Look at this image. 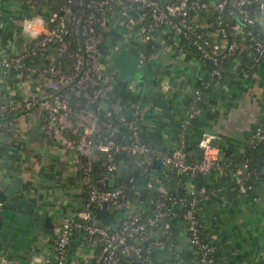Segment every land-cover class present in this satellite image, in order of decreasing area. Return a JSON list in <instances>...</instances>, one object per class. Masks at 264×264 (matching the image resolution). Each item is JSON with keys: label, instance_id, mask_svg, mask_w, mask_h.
Instances as JSON below:
<instances>
[{"label": "crops", "instance_id": "obj_1", "mask_svg": "<svg viewBox=\"0 0 264 264\" xmlns=\"http://www.w3.org/2000/svg\"><path fill=\"white\" fill-rule=\"evenodd\" d=\"M218 1L199 0L198 8L188 15L212 42L217 35ZM35 8L26 0H0V58L30 46L20 23ZM226 15L231 18L228 9ZM114 18V13L109 15L103 30L100 61L104 71L112 72L113 80L108 96L97 104L118 119L112 130L126 138L125 121L133 105L139 104L142 109L139 129L150 146L159 152L174 150L179 121L187 109L185 101L206 79V64L189 52L184 47L187 43L169 28H164L150 56L140 61L135 40ZM251 22L263 32L264 11L253 8ZM228 33L236 40V52L223 62L220 77L202 92L204 105L200 109H211L204 119L196 114L188 131L191 150H186L187 158L195 161L196 137L210 134L218 148V164L203 173L172 175L168 183L174 192L181 186L183 193L191 184H204L207 193L198 210V219L212 243L215 264H264V177L260 172L250 174L247 177L250 188L243 193L232 183L234 169L244 158L247 136L254 126L264 124V55L254 66L250 65V42L245 32L228 29ZM47 55L55 58L56 49L51 47L44 56L39 53L24 59L23 65H41ZM39 77L34 72L27 74L23 69L0 65V99L23 98ZM72 159V150L43 126L36 107L16 111L2 123L0 184L5 186L18 179L21 191L16 195L34 202V206L30 221L23 224L14 218L13 206L0 203V264H59L52 249L56 227L60 219L78 215L85 198ZM157 170L158 167H153L150 179L144 177V186H150ZM134 208L130 205L126 209H107L105 217L95 220L110 227ZM170 223L166 242L152 244L156 246L153 254L151 246L148 258L130 257L121 264H198L197 251L188 243L182 218L172 216ZM97 246L95 239L73 229L67 258L89 264ZM166 251L170 252L169 257L158 256Z\"/></svg>", "mask_w": 264, "mask_h": 264}, {"label": "built area", "instance_id": "obj_2", "mask_svg": "<svg viewBox=\"0 0 264 264\" xmlns=\"http://www.w3.org/2000/svg\"><path fill=\"white\" fill-rule=\"evenodd\" d=\"M26 1L36 4V0ZM252 1H256L257 8L264 11V0L218 1V12L226 2H230L228 13L235 20L229 25L222 23L218 13L215 16L217 35L213 42L188 18L189 12L198 8L199 0H76L82 11H75L70 4H64L45 14L32 12L22 19L20 26L26 32L30 46L25 51L1 57L0 65L23 69L27 74L34 72L40 77L23 98L0 99V118L36 107L41 114L43 126L72 150L73 170L87 191L78 215L60 219L56 227L52 249L59 264H81L67 258L66 251L71 232L76 228L97 241V251L89 264H121L130 257L148 258L151 242H166L170 231L166 217L171 218L177 214L174 210L176 204L183 207L181 218L188 243L197 251V263L213 264L211 245L208 241L201 240L198 234L201 225L198 210L201 199L207 193L204 184H191L185 191L189 195L179 198H176L179 195H173L162 184H158L157 196L151 201L148 214L143 213L139 203L113 226L109 227L95 220L94 214L102 202L106 209H126L132 205L121 187L105 186V176L91 177V163L97 157V152L103 153V170L109 178L118 165L115 155L119 151L136 155L134 162L140 169L139 177L148 179L153 170L154 158L162 162L169 171L168 175L176 176L187 175L189 172L203 173L218 164V148L207 133L199 134L195 140L199 148L198 161L190 160L186 155V126L200 109V87L193 90V99L180 118L173 154L159 152L140 138L139 120L142 109L139 104L133 105L130 117L125 121L128 129L126 143L116 142L107 135L98 139L101 126H111L110 121H100L98 116L100 107L97 103L108 96L113 80L112 72L101 68L103 30L109 21V15L114 13V19L120 27L130 32V37L135 40L137 57L142 61L151 54H145L144 48L158 43L164 28H169L182 41L192 36L189 44L195 46L201 56L215 64L218 57L223 56V51L229 54L237 47L236 41L229 37L227 27L243 31L241 23L250 19L248 4ZM44 9L41 7V10ZM245 34L251 41V61L255 64L264 53V35L261 39H255L249 30ZM51 47L57 51L55 58L47 55L45 61L36 67L23 65L24 59L33 58L39 53L44 56V52ZM181 48L183 49L182 46ZM218 74L217 68H212L202 86H207L209 79ZM88 101L92 102L90 108L86 107ZM105 113L110 114L108 111ZM63 131H67L70 136ZM263 140L264 124H259L253 127L245 144L255 145ZM124 167L123 163V169ZM260 174L264 177V168ZM249 175L245 162L234 169L232 180L239 192L243 193L250 188L247 180ZM131 180L132 177H128V181ZM153 180L159 182L156 175ZM134 184L136 192L135 189L138 188Z\"/></svg>", "mask_w": 264, "mask_h": 264}, {"label": "trees", "instance_id": "obj_3", "mask_svg": "<svg viewBox=\"0 0 264 264\" xmlns=\"http://www.w3.org/2000/svg\"><path fill=\"white\" fill-rule=\"evenodd\" d=\"M64 4H70L72 6L73 10H75V11H82L81 7L77 5L76 0H36V4H34L36 6L35 12H38L39 14H41V12H42V14H45L49 10L57 9L58 6H61ZM41 7H44L45 9L41 10ZM229 8H231L230 2H226L223 5V7L221 8V10L219 11V16L221 17L222 23H226L228 25L230 23L234 22V20H235V18H232V17L228 18L227 17L226 12H227V9H229ZM253 8H257V2L256 1H252L250 4H248V9L250 12V19L247 22H242L241 26H242V29L244 32L246 30H249L255 39H261L262 36L264 35V31L263 32L259 31L257 25L251 22V14H252ZM190 13L191 12H189V14ZM228 29L229 28L227 27V32H228ZM229 37L232 38L231 36H229ZM190 39H192V36L189 37L188 39H186L185 42L187 44H185L184 47L186 49H188L189 52H191L192 54L199 57V59L202 60L206 64L208 71H210L212 68H217V70L219 72L218 75H214L213 77H211L209 79V84H210V82L212 80H215V79L220 77L221 66H222L223 62H225L227 58H229L230 56H232L236 52L237 47L235 48L234 51H232L229 54H225V51H223L222 52L223 56L218 57L219 59H217V62L214 64L211 61H209L208 58L201 56V53H199V51L196 49L195 46L189 44ZM157 44L158 43H156L152 47L147 46L146 48H144V53L147 54V53L153 51L155 49V47L157 46ZM251 53L252 52H251V48H250V55H249L250 65L254 66L257 62L255 64H252ZM263 55H264V53L262 54V56ZM209 84L207 86H200L199 91H200L201 97H202V92L207 90ZM193 96H194V92H192V95L190 96V98L187 101H185L186 106L189 103H191ZM199 105L200 106L204 105L203 98H201ZM98 114H99L98 116H99L100 121H110L111 122L110 127L101 126L98 139H102L105 135H107V136H111L116 142L126 143V140H127L126 137H122L121 135H118V133H116L112 130V125L118 119L116 117H114V115L112 113L107 115L102 109H99ZM10 117H11V114H8V115H5L4 117L0 118V128H1L2 123L5 120H8ZM195 118L196 117L190 119L188 122V125L186 126V129H187L186 134H185L186 145L188 144V140L191 137L190 134H188V131L191 129ZM63 132L66 135L70 136L67 133V131H63ZM139 134H140V138L143 141L147 142V144H149L148 139L144 136L143 132H139ZM263 148H264V140L255 144V145L245 144L244 153H243L244 158L241 162H245L247 164V170L250 174H253V175L257 174L258 172H260L264 168V155L262 154ZM154 149L156 150V148H154ZM169 153L173 154V150H169ZM115 158H116V161H118L119 159H122L123 163L125 164V167L123 169V172L121 173V176L119 178H115L113 186L121 187L123 192H124V195L129 199V201L131 202L132 205L137 206L140 203V205H141L140 208L143 209L144 214H148L150 212L151 201L154 200L155 197L157 196V185L158 184H162L169 192L173 193V195H176V193L171 189V185L168 183V179L170 177H172V175L171 176L168 175L169 171L164 167L162 162H160L157 173L155 174L156 178H159V182H157L155 180H151L150 186L135 189L136 192H134L133 184H134L135 180L140 175V172H139L140 169L134 162L135 159L137 158V156L134 154H131L129 152H126V151H119L118 153H116ZM103 161H104L103 153L97 152V157L95 159H93L92 163H91L90 174H91L92 178H98L101 176H105V179H104L105 180V186H108L109 177L107 176L106 172L103 170ZM189 174H190V172L187 175H189ZM128 177H132V180L128 181ZM232 183L234 186V182H232ZM83 188H84V192H85L84 197H86L87 191H86L85 186H83ZM234 188H235V186H234ZM188 195L189 194L187 192H184L183 194L176 196V198H179L182 196H188ZM202 202H203V199H201V203ZM174 210L177 213L176 215L181 217L183 207L176 204V205H174ZM166 220L169 221L168 229L170 230V228H171L170 227L171 226L170 217L167 216ZM155 227L156 226H154V229H155ZM198 234H199V237L201 240H206L211 245L210 255L212 257V263L215 264L214 250L212 247V243L209 240V237H207V235L202 231L201 225L199 227ZM146 243L148 244L150 242H146ZM149 246L150 247L152 246V242L149 244Z\"/></svg>", "mask_w": 264, "mask_h": 264}, {"label": "water", "instance_id": "obj_4", "mask_svg": "<svg viewBox=\"0 0 264 264\" xmlns=\"http://www.w3.org/2000/svg\"><path fill=\"white\" fill-rule=\"evenodd\" d=\"M147 89H149V88H147ZM91 105H92L91 101H88L86 103L87 108H90ZM210 109H211L210 107H202L198 112L199 113L198 117L201 119H204L207 111ZM191 141L189 140L188 142H191ZM185 149L190 151L191 150L190 144H187L185 146ZM195 153L197 156L195 161H198V156H199V148L198 147L195 149ZM159 164H160V160L158 158H154L152 160V166L153 167L157 168V167H159ZM122 169H123V160L119 159L118 165L116 167L115 172L113 173V176L111 178H109V180H108V186H110V187L113 186L115 178H119L121 176ZM145 181H146V178L139 177L135 180V184L140 185V186H138L139 188L146 187V186H144ZM168 181L171 182L172 178H170ZM2 183H4V182H2ZM20 191H21V185L18 182V179H15V178L12 179L11 182L9 184L6 183L5 186L3 184H0V203H4V204L10 205V206H13L14 210H15L14 218L17 217V220H19L23 224L24 223L26 224L30 221V219L32 217L34 202L27 201L22 196H17L16 193H18ZM183 191H184L183 188L179 185L175 189L176 195L183 194ZM106 213H107V209L105 208V203L102 202L100 205V208L95 212L94 216L103 218V217H105ZM38 218L40 220V218H42V216L39 215ZM155 249H156V246L153 245L151 254L154 253L153 251H155ZM159 255L162 258H167L171 254L169 251H166V252H163L161 254H158V256Z\"/></svg>", "mask_w": 264, "mask_h": 264}]
</instances>
